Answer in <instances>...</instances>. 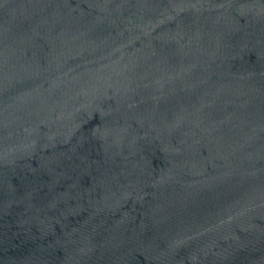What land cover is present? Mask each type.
Masks as SVG:
<instances>
[{
	"label": "water",
	"instance_id": "obj_1",
	"mask_svg": "<svg viewBox=\"0 0 264 264\" xmlns=\"http://www.w3.org/2000/svg\"><path fill=\"white\" fill-rule=\"evenodd\" d=\"M0 264H264V0H0Z\"/></svg>",
	"mask_w": 264,
	"mask_h": 264
}]
</instances>
